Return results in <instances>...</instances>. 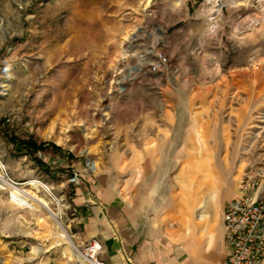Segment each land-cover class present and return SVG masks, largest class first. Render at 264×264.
<instances>
[{
  "label": "rangeland",
  "instance_id": "rangeland-1",
  "mask_svg": "<svg viewBox=\"0 0 264 264\" xmlns=\"http://www.w3.org/2000/svg\"><path fill=\"white\" fill-rule=\"evenodd\" d=\"M218 1L0 0V172L50 203L78 251L92 241L77 239L76 188L107 174L133 184L136 153L232 158L219 166L227 200L264 164V0H220V14ZM159 54L168 65L151 72ZM205 126L217 148L203 147ZM189 167L171 164L165 185ZM8 192L0 264H87L46 210Z\"/></svg>",
  "mask_w": 264,
  "mask_h": 264
},
{
  "label": "crops",
  "instance_id": "crops-1",
  "mask_svg": "<svg viewBox=\"0 0 264 264\" xmlns=\"http://www.w3.org/2000/svg\"><path fill=\"white\" fill-rule=\"evenodd\" d=\"M212 130L213 126H205L203 147L217 148L208 146L214 141ZM193 143L192 149H199ZM156 152V156L145 152L144 158L134 155L133 164L143 165V175L138 173L133 184H128L130 179L122 184L107 174L76 188L78 242H100L102 260L108 264H224L230 248L222 215L238 186L232 187L233 198L223 197V184L231 183L219 166L236 161L215 154L200 156L198 151L178 161L179 157ZM184 162L190 169L174 178L181 184L165 185L168 167ZM185 180L192 189L188 206L181 192ZM221 200L224 205L219 207Z\"/></svg>",
  "mask_w": 264,
  "mask_h": 264
},
{
  "label": "built area",
  "instance_id": "built-area-1",
  "mask_svg": "<svg viewBox=\"0 0 264 264\" xmlns=\"http://www.w3.org/2000/svg\"><path fill=\"white\" fill-rule=\"evenodd\" d=\"M168 59L159 54L151 72H159ZM72 181H76L73 178ZM10 185L20 186L11 181ZM8 198L17 199L9 188ZM224 236L230 253L224 264H261L264 262V164L247 169L238 183V194L226 203L223 215ZM78 251V250H77ZM103 246L93 240L85 246L80 260L87 264H108L101 259Z\"/></svg>",
  "mask_w": 264,
  "mask_h": 264
},
{
  "label": "bare ground",
  "instance_id": "bare-ground-1",
  "mask_svg": "<svg viewBox=\"0 0 264 264\" xmlns=\"http://www.w3.org/2000/svg\"><path fill=\"white\" fill-rule=\"evenodd\" d=\"M218 2H219V4L217 5V7H218L217 12H218V14H220L222 7L226 3H223V2L220 3L221 2L220 0ZM32 184L35 186H38V185L43 186V185L39 184V182H34ZM28 185H30V183ZM43 187H45V186H43ZM7 188H11L13 196L17 199L16 204H18L20 207H24L27 209H35V210L40 208V209L46 210L49 213V215L52 216V219H53V221H54V223L58 229V232H59L58 236L60 237V239L69 243L70 246L74 250L77 251V248L75 247L70 235L65 230V228L62 226L61 222L57 218V215L51 210L50 203L47 200L39 197L38 195L34 194L32 191H28V190L21 188L19 186L12 187L10 185V183L7 182L6 178L0 172V189L5 190ZM46 190H48V189H46Z\"/></svg>",
  "mask_w": 264,
  "mask_h": 264
}]
</instances>
